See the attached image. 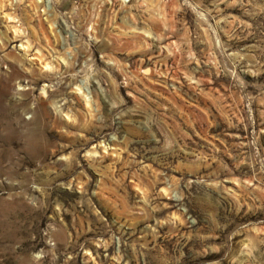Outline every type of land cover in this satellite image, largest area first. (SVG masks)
I'll return each mask as SVG.
<instances>
[{
  "label": "rangeland",
  "instance_id": "1",
  "mask_svg": "<svg viewBox=\"0 0 264 264\" xmlns=\"http://www.w3.org/2000/svg\"><path fill=\"white\" fill-rule=\"evenodd\" d=\"M0 264H264V0H0Z\"/></svg>",
  "mask_w": 264,
  "mask_h": 264
}]
</instances>
